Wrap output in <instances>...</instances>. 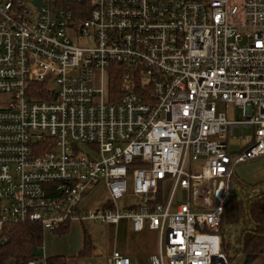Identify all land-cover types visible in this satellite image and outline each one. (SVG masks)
<instances>
[{
  "label": "built area",
  "instance_id": "2783aa9c",
  "mask_svg": "<svg viewBox=\"0 0 264 264\" xmlns=\"http://www.w3.org/2000/svg\"><path fill=\"white\" fill-rule=\"evenodd\" d=\"M0 94V232L127 219L159 232L149 264H236L222 225L236 167L264 157V0H0Z\"/></svg>",
  "mask_w": 264,
  "mask_h": 264
},
{
  "label": "rangeland",
  "instance_id": "374dc122",
  "mask_svg": "<svg viewBox=\"0 0 264 264\" xmlns=\"http://www.w3.org/2000/svg\"><path fill=\"white\" fill-rule=\"evenodd\" d=\"M84 43L89 42L85 41ZM11 101L12 96L10 94H0V107L7 106ZM221 105L226 111L229 120L239 121L243 119L241 108L232 103L229 104L227 108L223 106L225 105L224 103ZM233 134L234 136L229 137V145L231 151L237 153L245 149L246 145L252 139L253 128L236 127ZM239 134H244L245 138H238ZM79 147L82 153L94 154L93 148L88 144H80ZM234 181V193H230L226 199L222 232L225 242L232 251L231 254L233 258L236 260V264H244L245 257L240 256L239 252L241 234L252 225L247 214V204L252 198L264 190V186L252 188L250 184L264 181V157L239 164L236 167ZM168 189L169 184L164 188L163 193L166 194ZM103 194L102 191H99V199L104 196ZM163 204L165 205V203ZM70 227L72 229L75 228L76 225L71 224ZM100 231L103 232V230ZM102 232L101 235H103V237L101 239H106V245L110 252L108 255H110L116 247L121 252L129 255L132 260L140 264H149L151 257L159 252V232L149 228L141 232H135L132 223L127 219L122 220L117 229L116 225H107L104 231L105 236L103 234L104 232ZM163 240L165 242V236ZM9 264H14V262L10 261Z\"/></svg>",
  "mask_w": 264,
  "mask_h": 264
},
{
  "label": "trees",
  "instance_id": "16d2710c",
  "mask_svg": "<svg viewBox=\"0 0 264 264\" xmlns=\"http://www.w3.org/2000/svg\"><path fill=\"white\" fill-rule=\"evenodd\" d=\"M34 89L38 92L34 96L45 99L42 94L46 90V84L37 83ZM258 186H264V181L250 184L252 188ZM247 214L252 225L241 234L239 252L240 256L245 257L244 264H252L259 256L264 255V190L248 202ZM82 224L84 246L78 257L90 255L94 248L92 237L85 223ZM68 231L69 226H64L56 232L65 234ZM43 240L44 230L38 223H19L3 227L0 232V264H9L10 260H14L15 264H27L38 258L41 256ZM47 264H68V259L64 256L49 257Z\"/></svg>",
  "mask_w": 264,
  "mask_h": 264
},
{
  "label": "crops",
  "instance_id": "0c3cea01",
  "mask_svg": "<svg viewBox=\"0 0 264 264\" xmlns=\"http://www.w3.org/2000/svg\"><path fill=\"white\" fill-rule=\"evenodd\" d=\"M99 191L104 193V196L100 199ZM108 197L109 193L106 185L100 183L89 193L83 202V206L87 209L100 208L107 203ZM71 224L76 225V227L71 229ZM71 224L69 225V231L65 234L44 231V240L40 247L41 256L46 259L54 256H64L68 259V264H106V259L110 252L106 245V239H101L103 235H101L102 231L100 230L104 232L107 225L93 222L85 223V227L88 225L86 228L92 237L94 248L90 255L78 257L84 246V225L80 221H74ZM103 234L105 236V232ZM10 261L14 262V260ZM132 261L134 264H140L135 260ZM252 264H264V255L259 256Z\"/></svg>",
  "mask_w": 264,
  "mask_h": 264
},
{
  "label": "water",
  "instance_id": "95a60500",
  "mask_svg": "<svg viewBox=\"0 0 264 264\" xmlns=\"http://www.w3.org/2000/svg\"><path fill=\"white\" fill-rule=\"evenodd\" d=\"M37 2L39 3V0ZM179 200H182V192L179 193Z\"/></svg>",
  "mask_w": 264,
  "mask_h": 264
}]
</instances>
